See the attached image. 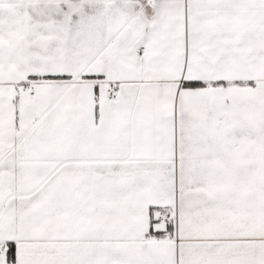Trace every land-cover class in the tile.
Listing matches in <instances>:
<instances>
[{
  "label": "snow or ice",
  "instance_id": "6c2138e0",
  "mask_svg": "<svg viewBox=\"0 0 264 264\" xmlns=\"http://www.w3.org/2000/svg\"><path fill=\"white\" fill-rule=\"evenodd\" d=\"M0 264H264V0H0Z\"/></svg>",
  "mask_w": 264,
  "mask_h": 264
}]
</instances>
